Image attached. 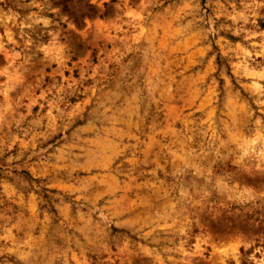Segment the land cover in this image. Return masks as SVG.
Instances as JSON below:
<instances>
[{"label": "rangeland", "instance_id": "obj_1", "mask_svg": "<svg viewBox=\"0 0 264 264\" xmlns=\"http://www.w3.org/2000/svg\"><path fill=\"white\" fill-rule=\"evenodd\" d=\"M0 264H264V0H0Z\"/></svg>", "mask_w": 264, "mask_h": 264}]
</instances>
